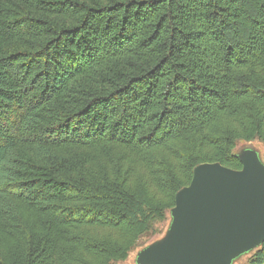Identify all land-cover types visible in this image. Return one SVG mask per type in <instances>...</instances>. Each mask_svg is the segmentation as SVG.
<instances>
[{
	"label": "trees",
	"instance_id": "1",
	"mask_svg": "<svg viewBox=\"0 0 264 264\" xmlns=\"http://www.w3.org/2000/svg\"><path fill=\"white\" fill-rule=\"evenodd\" d=\"M255 139L264 0H0V264L125 260Z\"/></svg>",
	"mask_w": 264,
	"mask_h": 264
},
{
	"label": "water",
	"instance_id": "2",
	"mask_svg": "<svg viewBox=\"0 0 264 264\" xmlns=\"http://www.w3.org/2000/svg\"><path fill=\"white\" fill-rule=\"evenodd\" d=\"M242 167L198 164L175 196L165 233L144 245L136 264H233L264 243V160L235 151Z\"/></svg>",
	"mask_w": 264,
	"mask_h": 264
},
{
	"label": "rangeland",
	"instance_id": "3",
	"mask_svg": "<svg viewBox=\"0 0 264 264\" xmlns=\"http://www.w3.org/2000/svg\"><path fill=\"white\" fill-rule=\"evenodd\" d=\"M242 147H254L259 150L261 153V156L264 160V144L259 141L258 139L252 140L250 142L240 140L237 142L236 150L242 148ZM170 222V212L169 210L166 212V218L163 221H157L152 226L151 230L144 235L140 240L137 246H135L130 252L125 260L120 261H114L113 264H136V255L137 252L143 247V245H146L153 240L161 237L166 229L168 228ZM252 255V252L247 253L239 257L233 264H248L249 258Z\"/></svg>",
	"mask_w": 264,
	"mask_h": 264
}]
</instances>
